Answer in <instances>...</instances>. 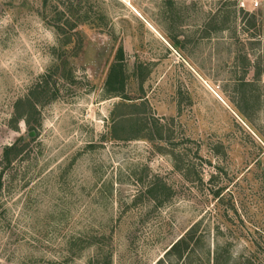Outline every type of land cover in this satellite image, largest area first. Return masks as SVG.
<instances>
[{
  "label": "rangeland",
  "instance_id": "374dc122",
  "mask_svg": "<svg viewBox=\"0 0 264 264\" xmlns=\"http://www.w3.org/2000/svg\"><path fill=\"white\" fill-rule=\"evenodd\" d=\"M18 140L0 264H156L196 222L192 264H264V0H0V159Z\"/></svg>",
  "mask_w": 264,
  "mask_h": 264
},
{
  "label": "trees",
  "instance_id": "16d2710c",
  "mask_svg": "<svg viewBox=\"0 0 264 264\" xmlns=\"http://www.w3.org/2000/svg\"><path fill=\"white\" fill-rule=\"evenodd\" d=\"M227 1V0H225ZM246 62H249L248 56L245 58ZM124 58H123V50L120 49L117 52L116 60L112 64L109 69L108 76L105 82L106 91L109 95H122L125 87L126 81V71L124 66ZM255 75V79H260V74L257 72ZM237 84L241 86V88L249 87L248 82L245 81V78H242L237 81ZM23 104L22 101H18L16 103V111L18 115H21L18 112V107ZM32 110L35 111V105L30 104ZM22 117V116H20ZM25 123H28L24 120ZM22 140L16 141L13 145H10L3 149L2 157L0 159V166H3V169L10 168L14 161L22 154L24 148L21 145ZM2 177L0 174V184L2 181ZM201 222H196L193 224L171 247L165 252L163 257L158 260L156 264H192V258L197 256L199 250L202 249L205 238L204 235L199 233ZM221 250L216 247L213 251V257L210 258V252L207 253V261L208 264H220L221 259ZM226 254L228 252L224 251ZM198 257V256H197ZM226 259L223 264H229L231 258L229 255L223 257Z\"/></svg>",
  "mask_w": 264,
  "mask_h": 264
}]
</instances>
